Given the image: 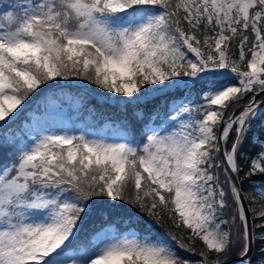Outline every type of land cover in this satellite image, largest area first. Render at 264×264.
I'll return each mask as SVG.
<instances>
[{"label": "snow or ice", "instance_id": "6c2138e0", "mask_svg": "<svg viewBox=\"0 0 264 264\" xmlns=\"http://www.w3.org/2000/svg\"><path fill=\"white\" fill-rule=\"evenodd\" d=\"M81 80L125 109L181 96L159 124L158 111L134 113L139 139L122 122L92 137L35 116L9 140L33 93L47 86L45 107L57 106V90ZM261 114L264 0H0V148L12 150L0 165V264H253L254 248L264 259V206L241 194L264 178V141L254 137L247 170L237 160ZM90 201L167 217L181 237L105 221L81 238Z\"/></svg>", "mask_w": 264, "mask_h": 264}, {"label": "trees", "instance_id": "16d2710c", "mask_svg": "<svg viewBox=\"0 0 264 264\" xmlns=\"http://www.w3.org/2000/svg\"><path fill=\"white\" fill-rule=\"evenodd\" d=\"M8 2V0H6ZM46 92L33 93L32 97L17 110L19 113L15 120L10 119L8 128L11 130L12 135L9 136V140H13L16 137L21 139L25 138L24 131H30L31 122L30 114L34 113L38 116L52 115L56 118L67 117L69 125L68 130L74 134L79 135L84 132L92 137H106L111 136L113 133L114 122L125 123L130 131L135 132L136 138H140V132L142 131V123L138 122L134 116V113L138 109H142L144 112V121H149V114L154 111H158L160 119H156L152 116V120L156 124H159L166 111L169 110L168 105H173L179 102L180 93H174L172 95L156 94L154 99L149 100L146 104H132L128 105L125 109L123 106H117L115 101H105L104 97H109L112 94L104 92L98 89L95 85L88 83L87 81H76L73 84H69L62 91L57 90L58 105L46 106V95H51L52 90H47V86H43ZM117 99L124 100L126 98L117 97ZM199 101V97L195 98ZM2 123V122H0ZM0 131H3L0 129ZM259 136L261 141H264V114H261L257 118L252 127L249 130L248 137L245 139L239 153H238V165L247 170V162L243 157H251L260 151V147L254 142V137ZM231 140L229 141V145ZM11 149L4 147L0 148V165L10 162ZM243 173H241V177ZM239 184L240 180L238 179ZM241 191L244 194H253L251 197L245 199L248 208L255 207L257 211L264 206V200H261L259 196L254 195L258 192H264V178L260 176L252 177L245 181L241 185ZM106 198H94V200H105ZM255 203H251L253 200ZM92 203V211L88 213L81 225L80 237L84 238L87 234L92 233L95 229L99 228L105 221L114 222L115 226L124 231L127 227H136L142 233L145 230V225L152 228L155 233L164 235L168 232L174 233L178 239L181 237L182 229H175L172 227L171 221L165 217L163 220L157 222L155 219L150 218L144 212H141L138 208L133 207L130 204L124 202H118L119 207H109L108 203ZM250 220H253V213L249 211ZM132 218V224L129 225L128 218ZM261 233L257 230L255 232L256 245L260 243ZM184 243L188 244L186 237ZM200 250V244L197 241L194 246V251ZM179 251V249H178ZM181 255L197 261L200 259L198 255H193L189 252L181 251ZM253 264H264V259L261 258L257 248H254L252 252Z\"/></svg>", "mask_w": 264, "mask_h": 264}, {"label": "rangeland", "instance_id": "374dc122", "mask_svg": "<svg viewBox=\"0 0 264 264\" xmlns=\"http://www.w3.org/2000/svg\"><path fill=\"white\" fill-rule=\"evenodd\" d=\"M35 116H38V115L34 114V113L30 114L31 127L34 126V123H35L34 117ZM39 117H41V116H39ZM41 122L53 127L54 129H60V128L68 129L67 126L69 125V121H68L67 117L56 118L52 115L42 116Z\"/></svg>", "mask_w": 264, "mask_h": 264}, {"label": "water", "instance_id": "95a60500", "mask_svg": "<svg viewBox=\"0 0 264 264\" xmlns=\"http://www.w3.org/2000/svg\"><path fill=\"white\" fill-rule=\"evenodd\" d=\"M237 184H239V181H238V179H237ZM241 194H242V196H243V193H242V191H241ZM244 204H245V206L246 207H248L247 206V203H246V201L244 200ZM248 218H249V222L251 223V220H250V214L248 213Z\"/></svg>", "mask_w": 264, "mask_h": 264}]
</instances>
